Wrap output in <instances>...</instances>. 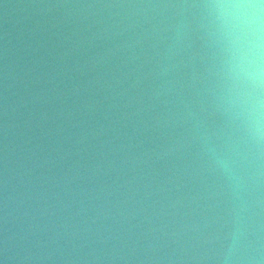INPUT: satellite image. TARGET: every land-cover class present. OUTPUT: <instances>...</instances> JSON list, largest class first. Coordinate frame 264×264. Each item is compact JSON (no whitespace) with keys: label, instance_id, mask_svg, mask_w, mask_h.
<instances>
[{"label":"water","instance_id":"obj_1","mask_svg":"<svg viewBox=\"0 0 264 264\" xmlns=\"http://www.w3.org/2000/svg\"><path fill=\"white\" fill-rule=\"evenodd\" d=\"M261 68L260 0H0V264H264Z\"/></svg>","mask_w":264,"mask_h":264},{"label":"clouds","instance_id":"obj_2","mask_svg":"<svg viewBox=\"0 0 264 264\" xmlns=\"http://www.w3.org/2000/svg\"><path fill=\"white\" fill-rule=\"evenodd\" d=\"M261 4H264V0H260ZM261 32V22L259 19L255 21V28L253 30V35L255 36L254 40L249 41V46H248V52L249 55L258 57L259 52L261 49V42H260V36L259 33ZM260 75H264V68L260 69Z\"/></svg>","mask_w":264,"mask_h":264}]
</instances>
